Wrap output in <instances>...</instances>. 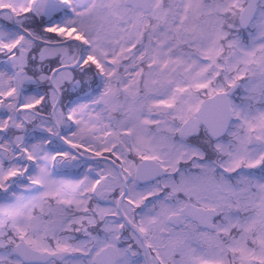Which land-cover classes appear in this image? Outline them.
<instances>
[{"label": "snow or ice", "instance_id": "obj_1", "mask_svg": "<svg viewBox=\"0 0 264 264\" xmlns=\"http://www.w3.org/2000/svg\"><path fill=\"white\" fill-rule=\"evenodd\" d=\"M0 264H264V0H0Z\"/></svg>", "mask_w": 264, "mask_h": 264}]
</instances>
